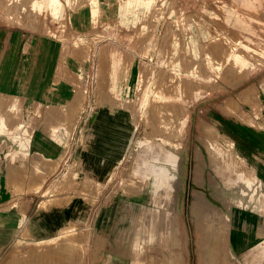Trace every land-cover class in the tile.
<instances>
[{
  "label": "rangeland",
  "instance_id": "1",
  "mask_svg": "<svg viewBox=\"0 0 264 264\" xmlns=\"http://www.w3.org/2000/svg\"><path fill=\"white\" fill-rule=\"evenodd\" d=\"M121 1L0 0V25L90 52L93 70L79 75L86 99L123 106L135 122L123 155L102 158L106 171L80 172L76 160L74 180L71 170L45 174L44 209L73 190L75 220L53 236L23 226L0 264L60 242L73 252L45 263L264 264V156L262 178L210 119L259 126L263 115L264 128V0H139L133 16ZM78 10L90 16L85 32L70 23Z\"/></svg>",
  "mask_w": 264,
  "mask_h": 264
},
{
  "label": "crops",
  "instance_id": "2",
  "mask_svg": "<svg viewBox=\"0 0 264 264\" xmlns=\"http://www.w3.org/2000/svg\"><path fill=\"white\" fill-rule=\"evenodd\" d=\"M138 1L131 0L128 11L124 8L129 0H122L120 11L137 15ZM87 17V10L69 15L70 23L82 25L84 32L91 27ZM85 55L89 57H81L69 41L55 36L0 25V250L25 225L38 236H53L75 220L73 190L71 195L70 190L59 194L55 208L44 209L45 174L55 171L58 178L71 170L74 180L76 160L83 163L80 172L106 171L102 158L122 156L124 135H134L130 126L135 122L128 120L125 107L94 106L86 99L88 91L80 85L79 75L89 77L93 66L90 52ZM133 80L131 76V85ZM200 94L198 90L195 98ZM210 119L244 147L246 158L263 178V115L259 126L221 113ZM91 161L94 165L87 166Z\"/></svg>",
  "mask_w": 264,
  "mask_h": 264
},
{
  "label": "bare ground",
  "instance_id": "3",
  "mask_svg": "<svg viewBox=\"0 0 264 264\" xmlns=\"http://www.w3.org/2000/svg\"><path fill=\"white\" fill-rule=\"evenodd\" d=\"M131 4H132V2H131ZM134 4V3H133ZM128 7V6H127ZM129 8V7H128ZM127 8V9H128ZM169 148V147H168ZM169 150V149H168ZM161 152V151H160ZM167 152V151H166ZM152 154V153H151ZM161 154V153H160ZM165 155V154H164ZM152 156V155H151ZM168 160V159H167ZM170 160V159H169ZM148 163V164H147ZM147 163H146V167H148V168H150L151 166H153L152 165V163H150V161H147ZM167 164V163H166ZM148 165V166H147ZM176 165V164H175ZM174 165V166H175ZM177 166H178V164H177ZM176 167V166H175ZM144 168V167H143ZM168 169H169V167H168ZM167 169V170H168ZM171 170V169H170ZM149 172L150 171H147V175H149ZM168 173H169V171H168ZM168 175V174H167ZM162 181H164L165 182V184H163L164 186L163 187H165L166 188V191H168L169 189V181H170V179H171V177H166V176H163V177H161L160 178ZM151 182V181H150ZM150 185H151V183H150ZM151 187V186H150ZM148 192V191H147ZM143 197V196H142ZM175 197V196H174ZM200 216V215H199ZM72 233V232H71ZM70 233V234H71ZM43 244V243H42ZM62 243L60 242L59 244L57 243V245H49V246H46V247H43V245H42V247H40L41 246V244L40 245H38V246H34V247H32V248H29L28 250H27V253L24 255L25 256V262H24V264H40V262H43L42 264H47L48 263V260H47V263H45V260L46 259H48V258H51V259H53L52 257V255H56V254H59V253H64V255L63 256H65V254L66 255H68V254H70V252L72 251V250H69L70 248H69V244L66 246H64V245H61ZM35 245V244H34ZM45 245V244H44ZM46 245H48V244H46ZM70 247H71V245H70ZM13 250V249H12ZM73 252V251H72ZM62 254H61V256H62ZM24 256H21V258L23 257L24 258ZM58 258H59V256H57ZM57 257H54V260H55V258L58 260V258ZM68 257V256H67ZM73 257V256H72ZM22 258V259H23ZM66 258V256L65 257H63V259H65ZM68 258H70V257H68ZM8 259V258H7ZM9 260H11V259H9ZM24 260V259H23ZM61 260H62V258H61ZM69 260V259H68ZM13 261V260H12ZM49 261H50V259H49ZM60 261V260H59ZM73 261V260H72ZM5 262H7V261H5ZM5 262H3V263H5ZM9 262V261H8ZM61 262V261H60ZM67 262V261H66ZM65 262V263H66ZM69 262V261H68ZM71 262V261H70ZM14 263V262H13ZM19 263V262H18ZM20 263H22V262H20ZM8 264V263H7ZM11 264V263H10ZM15 264H17V263H15ZM48 264H50V263H48ZM57 264V263H56ZM59 264V263H58Z\"/></svg>",
  "mask_w": 264,
  "mask_h": 264
}]
</instances>
